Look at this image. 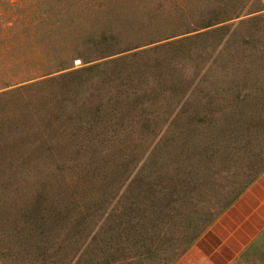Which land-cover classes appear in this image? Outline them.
Here are the masks:
<instances>
[{
  "label": "rangeland",
  "instance_id": "1",
  "mask_svg": "<svg viewBox=\"0 0 264 264\" xmlns=\"http://www.w3.org/2000/svg\"><path fill=\"white\" fill-rule=\"evenodd\" d=\"M263 172L264 0H0V264H175Z\"/></svg>",
  "mask_w": 264,
  "mask_h": 264
},
{
  "label": "crops",
  "instance_id": "2",
  "mask_svg": "<svg viewBox=\"0 0 264 264\" xmlns=\"http://www.w3.org/2000/svg\"><path fill=\"white\" fill-rule=\"evenodd\" d=\"M264 172L175 264H264Z\"/></svg>",
  "mask_w": 264,
  "mask_h": 264
}]
</instances>
